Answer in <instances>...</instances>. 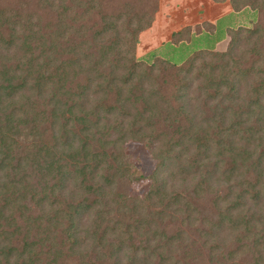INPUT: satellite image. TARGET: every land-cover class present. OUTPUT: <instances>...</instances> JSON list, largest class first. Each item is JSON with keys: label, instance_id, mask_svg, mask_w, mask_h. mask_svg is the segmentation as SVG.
I'll return each mask as SVG.
<instances>
[{"label": "trees", "instance_id": "obj_1", "mask_svg": "<svg viewBox=\"0 0 264 264\" xmlns=\"http://www.w3.org/2000/svg\"><path fill=\"white\" fill-rule=\"evenodd\" d=\"M212 1L253 28L177 66L159 0H0V264H264V0Z\"/></svg>", "mask_w": 264, "mask_h": 264}, {"label": "rangeland", "instance_id": "obj_2", "mask_svg": "<svg viewBox=\"0 0 264 264\" xmlns=\"http://www.w3.org/2000/svg\"><path fill=\"white\" fill-rule=\"evenodd\" d=\"M190 5L188 0H159L158 12L152 27L140 35V42L137 48V58L152 63L156 58L167 60L173 65L183 64L193 53L201 49H215L216 51H225L229 42L225 34L226 25L238 28H253L255 13L246 10L231 18H225L221 21L213 34H202L191 39L189 42L174 45L170 43L171 33L178 32L179 28H185L189 25ZM204 31L209 29V23H205ZM208 25V26H207ZM195 30V28L193 29ZM219 44L215 46V43ZM141 44V45H140ZM127 152L131 154L133 162L138 165V170L143 175H148L153 168V161L148 152L138 144L127 145ZM147 189V184H135L131 190L132 193L142 195Z\"/></svg>", "mask_w": 264, "mask_h": 264}, {"label": "crops", "instance_id": "obj_3", "mask_svg": "<svg viewBox=\"0 0 264 264\" xmlns=\"http://www.w3.org/2000/svg\"><path fill=\"white\" fill-rule=\"evenodd\" d=\"M190 5V16H194L193 20L190 19L189 26L191 28H195L196 26L202 25L204 23H209L215 27L221 23V21L225 20V18H231L235 15H238L240 13H235L232 11V8L228 2L225 3H214L212 0H188ZM246 11V10H245ZM236 17V16H235ZM225 31L230 27L228 25L224 26ZM183 28H179L178 31H180ZM215 32V31H214ZM202 34H207V32H202L201 34H192V38L201 36ZM210 35V33H208ZM172 35V33H171ZM170 35V40H171ZM142 36V35H141ZM141 38V37H140ZM191 38V39H192ZM219 43L216 42L215 46H217ZM141 45V44H140Z\"/></svg>", "mask_w": 264, "mask_h": 264}]
</instances>
